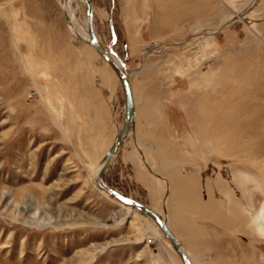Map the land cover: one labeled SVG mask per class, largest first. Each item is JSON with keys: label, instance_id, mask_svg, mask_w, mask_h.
<instances>
[{"label": "rangeland", "instance_id": "obj_1", "mask_svg": "<svg viewBox=\"0 0 264 264\" xmlns=\"http://www.w3.org/2000/svg\"><path fill=\"white\" fill-rule=\"evenodd\" d=\"M90 2L135 103L105 184L165 220L191 264H264V0ZM122 114L60 0H0V264H181L95 184Z\"/></svg>", "mask_w": 264, "mask_h": 264}, {"label": "water", "instance_id": "obj_2", "mask_svg": "<svg viewBox=\"0 0 264 264\" xmlns=\"http://www.w3.org/2000/svg\"><path fill=\"white\" fill-rule=\"evenodd\" d=\"M84 3V16H85V26H86V34H87V44L91 46L102 58L105 62L109 65V67L113 70L114 74L118 78L120 83L122 97H123V114L121 118V124L118 130L116 131L112 141L103 155L102 163L99 167V170L96 175L95 182L98 187L103 189L108 195L114 197L115 199L119 200L123 204L129 205L133 208H136L138 211L147 214L156 224L157 228L167 240L175 254L177 255L181 264H190L182 247L175 239L173 234L169 231L167 226L165 225L164 221L161 220L151 209L147 206L141 204L140 202L130 199L120 193L116 192L114 189L104 185L100 178L102 177L110 159L112 156L117 152L118 146L121 141L124 139V134L128 127L132 124L133 121V104L131 98V92L129 88V83L127 80L126 73L119 65L118 61H115L111 58V52L104 51L100 45L96 42L94 37V33L92 30V14H91V5L90 0H83Z\"/></svg>", "mask_w": 264, "mask_h": 264}, {"label": "bare ground", "instance_id": "obj_3", "mask_svg": "<svg viewBox=\"0 0 264 264\" xmlns=\"http://www.w3.org/2000/svg\"><path fill=\"white\" fill-rule=\"evenodd\" d=\"M75 0H60V5H61V8H62V11H63V14H64V19H65V23H66V26H67V28H68V30H69V32L71 33V35H73L75 38H77V39H79V40H81L82 42H84L85 44H87V34H86V28H84V29H81L79 26H78V24H77V21H76V19H75V15H74V11H73V8H72V6H73V2H74ZM82 3H83V0H80ZM84 4V3H83ZM90 5H91V2H90ZM91 14H92V30H93V33H94V37H95V39H96V42L100 45V47L104 50V51H108L109 52V50L107 49V48H104L100 43H99V41H98V39H97V37H96V35H95V32H94V28H93V12H92V5H91ZM86 27V26H85ZM88 45V44H87ZM89 46V45H88ZM89 47H91V46H89ZM92 48V47H91ZM93 49V48H92ZM94 50V49H93ZM95 51V50H94ZM95 53H97L96 51H95ZM97 55L100 57V58H102L98 53H97ZM111 58L112 59H114L115 61H118V63H119V65L121 66V68L124 70V72L126 73V76H127V80H128V83H129V88H130V92H131V98H132V104H133V113H134V116H133V121H132V124L128 127V129L126 130V132H125V134H124V139H126L129 135L131 136L132 134H134V132H135V130H134V128H135V103H134V100H133V96H132V91H131V85H130V80H129V72L124 68V66H123V64L121 63V61L117 58V56H115L112 52H111ZM103 59V58H102ZM105 61V60H104ZM106 63V62H105ZM107 64V63H106ZM108 65V64H107ZM108 67H109V65H108ZM110 68V67H109ZM111 69V68H110ZM112 70V69H111ZM113 71V70H112ZM114 73V72H113ZM116 76V75H115ZM118 79V78H117ZM124 139L121 141V143L119 144V146H118V149L120 148V146L122 145V143H123V141H124ZM118 149H117V151H118ZM116 154V153H115ZM114 154V155H115ZM114 155L112 156V158L114 157ZM112 158L110 159V161L112 160ZM102 160H103V157L100 159V162H99V164H98V166H97V168L95 169V172H94V180L96 179V175H97V172H98V170H99V167H100V165H101V163H102ZM110 161H109V163H110ZM109 163H108V165H109ZM108 165H107V167H108ZM107 167H106V169H107ZM105 169V170H106ZM105 172V171H104ZM100 181L104 184V185H106L105 184V182H104V180H103V178L101 177L100 178ZM95 184H96V182H95ZM97 185V184H96ZM106 186H108V185H106ZM98 187V186H97ZM109 187V186H108ZM99 189L103 192V193H105L106 195H108L103 189H101L100 187H99ZM117 192V191H116ZM119 193V192H118ZM121 194V193H120ZM122 195V194H121ZM110 198H112V199H114V200H116V201H118L119 203H121L122 205H124V206H127V207H130V208H132L133 210H135V211H138L136 208H133V207H131V206H129V205H126V204H123L122 202H120L119 200H117V199H115L114 197H112V196H110V195H108ZM150 209V208H149ZM153 211V210H152ZM140 212V211H139ZM154 212V211H153ZM142 213V212H141ZM155 213V212H154ZM146 217H147V219L153 224V226H152V230L153 231H156V229H158L157 228V226H156V224L153 222V220L150 218V216H148L147 214H145V213H143ZM156 214V213H155ZM157 215V214H156ZM158 217H159V215H157ZM161 220H163L161 217H159ZM164 221V223H165V225L167 226V228L169 229V231L172 233V231H171V229L169 228V226H168V224L165 222V220H163ZM256 227H257V229L262 233V228H261V224H258V223H256ZM159 230V229H158ZM157 230V231H158ZM173 234V233H172ZM173 236L175 237V235L173 234ZM175 239L178 241V239L175 237ZM178 243L180 244V242L178 241ZM169 244V243H168ZM180 246L182 247V249H183V251H184V253H185V255H186V257H187V259H188V261H189V263L191 264V257H190V255H189V253H187L185 250H184V248H183V246L180 244ZM171 247V246H170ZM172 249V248H171ZM173 250V249H172ZM174 252V251H173ZM175 253V252H174Z\"/></svg>", "mask_w": 264, "mask_h": 264}]
</instances>
